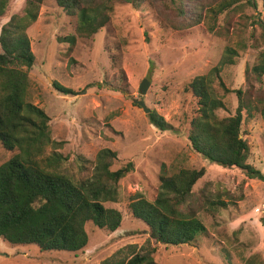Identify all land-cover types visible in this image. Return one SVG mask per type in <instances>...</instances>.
I'll use <instances>...</instances> for the list:
<instances>
[{
	"label": "rangeland",
	"instance_id": "374dc122",
	"mask_svg": "<svg viewBox=\"0 0 264 264\" xmlns=\"http://www.w3.org/2000/svg\"><path fill=\"white\" fill-rule=\"evenodd\" d=\"M23 2L11 0L0 28L22 10ZM261 9L260 5L248 6L244 13L252 17ZM164 10L169 16L176 12ZM185 10L189 17L190 6L185 5ZM175 20L183 23L181 17ZM75 24L76 18L67 15L55 0H46L37 21L28 29L36 55L30 71L32 102L52 118V137L65 142L57 151L68 156L69 168L76 155L92 160L102 148L118 153L114 169L134 162V171L119 183L117 201L105 202L121 211L122 224L110 232L87 223L89 244L76 253L41 251L35 244L11 245L0 237V264H103L104 260L130 259L152 248L155 264H244L254 254L264 260V180L250 178L238 167L211 162L195 151L188 139L197 106L186 87L195 76L220 65L227 45L238 43V34L231 30L221 36L208 31L204 23L174 29L153 7L135 9L130 4H117L110 27L92 38H80L69 55V45L60 43L58 37L73 33ZM253 28L245 26L247 47L239 50L238 63L223 67V79L232 89L247 88L245 72L257 56L248 39ZM144 79L150 83L145 95L140 90ZM54 81L78 94L60 93ZM135 99H144L150 111L164 116L173 130L153 125L150 112ZM224 99L228 110H219V115L234 114L236 93H228ZM242 136L250 145L248 162L264 175V120L260 114L244 123ZM11 155L0 145V165ZM163 165L169 175L180 168L204 167L206 173L196 183V191L211 182L213 189L226 188L243 193L244 198L216 216L201 213L208 232L199 234L194 245L158 243L150 238L147 224L131 214L128 204L141 196L154 199L165 173Z\"/></svg>",
	"mask_w": 264,
	"mask_h": 264
},
{
	"label": "trees",
	"instance_id": "16d2710c",
	"mask_svg": "<svg viewBox=\"0 0 264 264\" xmlns=\"http://www.w3.org/2000/svg\"><path fill=\"white\" fill-rule=\"evenodd\" d=\"M46 0H24L22 10L14 13L0 28V145L11 157L0 165V237L11 245H37L41 251L80 252L90 241L86 224L113 232L123 220L120 210L105 202L117 201L119 183L135 169L128 161L114 169L118 153L102 148L90 160L83 154L74 158L57 151L64 141L52 137L47 112L32 102L30 71L36 61L28 29L37 21ZM69 16L76 18L74 32L58 37L67 43L71 55L80 38L94 37L111 25L117 4L135 9L153 7L162 21L172 28L204 23L208 31L224 36L234 30L239 41L228 44L220 61L206 74L195 76L186 90L196 100L190 120L188 139L195 151L211 162L226 168L238 167L248 177L264 180L263 173L248 162L250 145L242 136L244 123L260 114L264 120V0H55ZM11 0H0V21L8 16ZM185 5L191 8L188 17ZM262 7L250 17L246 7ZM164 9H174L169 16ZM239 14V12H242ZM238 15V16H237ZM224 16L223 24L219 25ZM181 17L183 23L175 18ZM251 24V46L256 59L245 72L247 88L232 89L223 79V67L236 65L239 50L247 47L243 36ZM54 87L65 95L78 94L72 88L54 81ZM236 93L234 114L220 116L228 110L224 96ZM150 122L161 130H173L172 124L156 110L149 113ZM51 149V150H49ZM160 177V189L153 200L143 196L130 201L131 214L148 226L150 238L166 245H194L197 236L208 228L201 213L216 216L244 194L226 188L213 189L207 182L200 190L196 183L206 169L180 168ZM155 249L130 259L104 260L103 264H155ZM244 264H264L259 254Z\"/></svg>",
	"mask_w": 264,
	"mask_h": 264
},
{
	"label": "water",
	"instance_id": "95a60500",
	"mask_svg": "<svg viewBox=\"0 0 264 264\" xmlns=\"http://www.w3.org/2000/svg\"><path fill=\"white\" fill-rule=\"evenodd\" d=\"M149 84L150 83L147 79H144L143 82L141 83L140 90L143 93V95L146 94V91H147ZM134 102L137 103L138 105H140L146 112H148V113L150 112V109L147 107L144 99H141V100L135 99Z\"/></svg>",
	"mask_w": 264,
	"mask_h": 264
}]
</instances>
